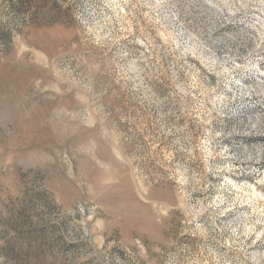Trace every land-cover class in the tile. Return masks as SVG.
<instances>
[{"label": "rangeland", "instance_id": "obj_1", "mask_svg": "<svg viewBox=\"0 0 264 264\" xmlns=\"http://www.w3.org/2000/svg\"><path fill=\"white\" fill-rule=\"evenodd\" d=\"M0 264H264V0H0Z\"/></svg>", "mask_w": 264, "mask_h": 264}]
</instances>
